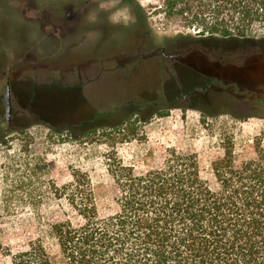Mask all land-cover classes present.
Returning <instances> with one entry per match:
<instances>
[{
	"label": "rangeland",
	"instance_id": "obj_1",
	"mask_svg": "<svg viewBox=\"0 0 264 264\" xmlns=\"http://www.w3.org/2000/svg\"><path fill=\"white\" fill-rule=\"evenodd\" d=\"M204 3L170 13L165 0H0V264H10L7 250L38 238L53 264H65L48 227L78 215L55 189L85 173L98 211L112 209L113 154L146 171L175 147L197 154L209 179L227 146L236 167L257 156L256 145L264 147V48L204 31L192 20L204 15ZM169 44L223 53L219 61L198 51L179 60L176 73L187 85L210 79V90L156 94L163 73L176 74L157 71L159 59L135 56L140 47L147 53Z\"/></svg>",
	"mask_w": 264,
	"mask_h": 264
},
{
	"label": "trees",
	"instance_id": "obj_2",
	"mask_svg": "<svg viewBox=\"0 0 264 264\" xmlns=\"http://www.w3.org/2000/svg\"><path fill=\"white\" fill-rule=\"evenodd\" d=\"M196 1H205L209 15L194 14L192 20L211 36L264 48V34H257L264 30V0H165V6L173 13ZM225 150L212 165V179L203 175L197 154L175 147L146 171L111 155L114 207L103 213L89 176L77 171L55 193L69 199L78 219H57L48 227L64 263L264 264V147L256 145L257 156L240 167L232 145ZM5 256L10 264H53L42 238Z\"/></svg>",
	"mask_w": 264,
	"mask_h": 264
},
{
	"label": "flooded vegetation",
	"instance_id": "obj_3",
	"mask_svg": "<svg viewBox=\"0 0 264 264\" xmlns=\"http://www.w3.org/2000/svg\"><path fill=\"white\" fill-rule=\"evenodd\" d=\"M119 29L123 28L121 26L118 27ZM125 34V33H124ZM203 42V41H202ZM206 44V42H204ZM144 47H140L137 50L138 55L135 56V58H142V59H159L160 62H158V68L155 67L157 71H160L162 73L163 71L167 72V74L175 73L176 78L173 77H166V74L163 73L164 79H160V81L165 82L164 86L162 87H156L155 90H161V91H154L153 94H168V95H182L184 94L185 97L192 95V96H197V95H202L205 94L206 90L211 89L210 85V79L195 82L192 85H187L186 80L177 74L176 70L179 69L180 65L182 64L179 60L180 59H187L189 57H193V55H190L193 53V51H198L201 53H205L207 56L205 57L206 59L213 61L217 60L219 61L220 55L223 53H220V55H216L217 53H214L213 49L204 51L203 49H200L198 45H188V46H180L179 44H169L163 47H156L154 49H151L150 51H145L143 50ZM143 50V51H142ZM172 81L175 85L174 88L168 87V81ZM204 83V84H202ZM6 117V116H5ZM11 121V119H10Z\"/></svg>",
	"mask_w": 264,
	"mask_h": 264
},
{
	"label": "water",
	"instance_id": "obj_4",
	"mask_svg": "<svg viewBox=\"0 0 264 264\" xmlns=\"http://www.w3.org/2000/svg\"><path fill=\"white\" fill-rule=\"evenodd\" d=\"M5 103H6V110H5V116L7 122H10L11 116H12V99H11V87L8 84L7 90L4 95Z\"/></svg>",
	"mask_w": 264,
	"mask_h": 264
}]
</instances>
